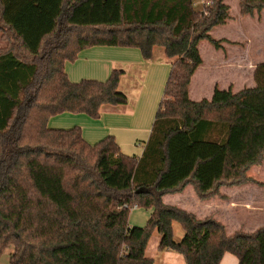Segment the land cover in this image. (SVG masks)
<instances>
[{
    "label": "trees",
    "instance_id": "1",
    "mask_svg": "<svg viewBox=\"0 0 264 264\" xmlns=\"http://www.w3.org/2000/svg\"><path fill=\"white\" fill-rule=\"evenodd\" d=\"M195 1L0 0V260L13 248L10 264H154L145 251L159 234V251L186 264H220L226 254L264 264V226L228 234L163 202L188 185L201 200L219 196L252 182L248 170L264 160V62L254 88L190 99L199 43L220 49L210 33L231 19L228 0H203L202 10ZM263 10L264 0H239L242 16ZM95 46L137 48L147 61L159 47L172 62L140 157L113 136L91 145L80 127H48L56 115L98 119L128 104L122 70L103 82L69 79L66 62ZM135 206L152 210L144 227L129 224Z\"/></svg>",
    "mask_w": 264,
    "mask_h": 264
},
{
    "label": "crops",
    "instance_id": "2",
    "mask_svg": "<svg viewBox=\"0 0 264 264\" xmlns=\"http://www.w3.org/2000/svg\"><path fill=\"white\" fill-rule=\"evenodd\" d=\"M228 24H230V20L226 25ZM203 41L198 46L201 57V45ZM217 41H221V48L217 50H223L221 51L222 58H216L214 64L217 67V71L229 69L227 74H236L241 81L242 62H244L245 68L248 69V74L252 71L251 76L254 78L256 67L260 63L253 65V62L247 55H241L238 46L240 41L230 40L226 37L220 38ZM159 49L161 50L155 53V48L153 59L148 61L143 58L141 51L137 48L95 46L82 50L74 62H66L65 64V71L73 83H79L83 80L103 82L109 79L115 69L122 70L124 74L122 75L120 85L123 79L130 74L140 79L141 85L138 88L137 96H135V102H130L128 97L127 105L105 107L98 119L91 118L86 114L63 113L56 115L49 119L48 127L66 130L80 127L83 138L91 145L98 144L107 137L113 136L123 154L127 156L135 154L132 156L140 157L144 148L141 149L140 153H137L133 146L144 147V144L149 139L158 112L157 109H159L164 97L165 87L172 69V62L166 58L164 50L162 48ZM204 63L203 59L200 68ZM197 71L195 74L198 73ZM221 80L223 79L219 78L218 81L212 83L209 98L207 99H212L215 89H220L219 81ZM192 82L189 88L190 99ZM227 85L236 91L232 82L228 81ZM194 96L197 97L194 100L196 102L206 99L199 100L203 97L200 93L194 94ZM163 202L166 205L175 206L190 212L198 219L216 218V213L213 210H216L218 207L233 206L235 204L234 202L225 203V200L217 196L208 200H201L192 185L186 186L181 192L166 194L163 197ZM212 202L217 204H211ZM151 213V209H133L129 216L130 226L144 227ZM179 228L178 225L174 226L175 236L178 230L181 229ZM160 243L161 237L154 234L146 247L145 255L147 258L153 259L154 264H186L184 256L178 252L172 250L159 251ZM220 264H239V261L232 254H226Z\"/></svg>",
    "mask_w": 264,
    "mask_h": 264
},
{
    "label": "rangeland",
    "instance_id": "3",
    "mask_svg": "<svg viewBox=\"0 0 264 264\" xmlns=\"http://www.w3.org/2000/svg\"><path fill=\"white\" fill-rule=\"evenodd\" d=\"M203 3L202 0H196L195 8L202 10ZM228 5L230 6V24L215 28L210 35L215 40L223 37L229 38L230 40H239L238 46L242 56L247 55L253 62V65L264 62V10L260 13L255 12L253 16H242L239 11V0H228ZM3 46L4 43L0 39V48ZM159 50L161 49L156 48L155 53ZM221 51L223 50L218 51L215 49V46L208 40L203 41L201 53L205 63L201 68L199 67L198 73L195 74L192 80V101L197 99L194 96L197 93L203 96L199 100L203 98L211 100L207 99L209 98L211 85L218 81L219 78L223 79L219 81L220 90H232L234 93H237L240 89L254 88L256 86L254 78L251 76L252 71L248 74V69L245 68L244 62H242V82L237 77L238 75H233L232 73L227 74L229 69L217 71V67L214 64L216 58H222ZM228 81L234 84L236 91L228 86L229 84L227 85ZM140 85V79L130 74L123 79L119 86V91L125 93L129 97V101L134 103ZM133 148L135 152L140 153L144 147L133 146ZM247 176L251 177L253 181L242 186H224L220 190V195L217 196L225 200V203H235L233 206H223L213 210L216 213V218L214 219L226 227L228 234H233L238 231L250 233L264 226V160L261 165L252 166L248 170ZM211 204L217 203L212 202ZM157 235L160 236L159 234ZM182 237L183 231L180 229L178 230L176 239L181 240ZM12 253L13 248H8L3 254L0 264H10Z\"/></svg>",
    "mask_w": 264,
    "mask_h": 264
},
{
    "label": "built area",
    "instance_id": "4",
    "mask_svg": "<svg viewBox=\"0 0 264 264\" xmlns=\"http://www.w3.org/2000/svg\"><path fill=\"white\" fill-rule=\"evenodd\" d=\"M208 5H209V3H208ZM135 208H138V207H137V206H135V207H134V209H135Z\"/></svg>",
    "mask_w": 264,
    "mask_h": 264
}]
</instances>
